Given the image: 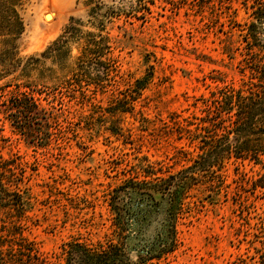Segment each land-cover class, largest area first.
Listing matches in <instances>:
<instances>
[{"label": "rangeland", "instance_id": "rangeland-1", "mask_svg": "<svg viewBox=\"0 0 264 264\" xmlns=\"http://www.w3.org/2000/svg\"><path fill=\"white\" fill-rule=\"evenodd\" d=\"M101 1L105 7L96 20L86 0H26L19 49L25 59L39 55L72 17L95 27L101 20L119 70L112 86L92 85L86 100L57 97L53 111L62 133L45 147L16 132L0 107V157L30 207L22 234L49 264H65L67 242L117 241L111 191L148 166L164 175L193 165L201 153L199 140L209 136L204 127L211 130L205 123L207 101L221 87H241L248 80L241 55L250 22L246 0ZM112 8L119 13L102 16ZM151 72L147 88L131 101L133 111L111 110L135 80ZM43 77L45 70L34 80ZM38 88L51 85L40 82ZM16 92L13 84L3 89L0 101ZM36 96L50 109L51 99ZM222 173L218 194L203 184L193 189L190 206L202 201L201 206L182 221L177 250L154 264H260L264 190L254 189L253 181L264 168L232 161ZM5 222L7 214L0 212V227Z\"/></svg>", "mask_w": 264, "mask_h": 264}, {"label": "trees", "instance_id": "trees-1", "mask_svg": "<svg viewBox=\"0 0 264 264\" xmlns=\"http://www.w3.org/2000/svg\"><path fill=\"white\" fill-rule=\"evenodd\" d=\"M86 2L91 7L90 16L97 20L105 5L101 0ZM25 4L26 0H0V91L12 84L17 89L9 99L0 101V107L16 132L45 147L62 133L53 111L57 97L86 100L92 85L99 90L112 86L110 82L119 70L101 20L95 27L72 17L62 34L42 53L22 57L19 40L26 28L21 14ZM246 9L250 22L243 30L245 45L241 55L248 80L241 87H221L207 101L205 123L211 130L204 127L209 136L199 140L201 153L193 165L164 175L148 166L142 175L136 173L124 179L108 195L113 233L118 240L97 246L77 240L67 242L62 245L65 264H154L177 250L182 221L201 206L202 201L193 203L194 208L188 201L196 186L207 185L211 193L218 194V180L232 161L264 168V0H246ZM117 13L112 8L102 16L110 19ZM42 70L48 77L34 80ZM151 79L152 72L135 80L130 94L119 99L111 110L133 111L131 101ZM40 82L51 88H38ZM36 94L51 99L50 109ZM11 172L9 163L0 157V212L6 213L9 220L0 227V264H49L22 234L30 207L8 175ZM253 187L264 190V173L253 181ZM5 232L10 233L9 237ZM259 258L264 264V252L259 253Z\"/></svg>", "mask_w": 264, "mask_h": 264}, {"label": "bare ground", "instance_id": "bare-ground-1", "mask_svg": "<svg viewBox=\"0 0 264 264\" xmlns=\"http://www.w3.org/2000/svg\"><path fill=\"white\" fill-rule=\"evenodd\" d=\"M48 19H51V18L48 17Z\"/></svg>", "mask_w": 264, "mask_h": 264}]
</instances>
